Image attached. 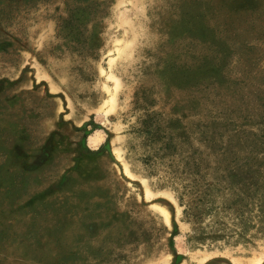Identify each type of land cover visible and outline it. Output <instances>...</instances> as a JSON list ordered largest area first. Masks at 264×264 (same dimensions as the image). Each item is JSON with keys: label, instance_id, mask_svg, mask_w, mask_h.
Listing matches in <instances>:
<instances>
[{"label": "rangeland", "instance_id": "1", "mask_svg": "<svg viewBox=\"0 0 264 264\" xmlns=\"http://www.w3.org/2000/svg\"><path fill=\"white\" fill-rule=\"evenodd\" d=\"M0 264H264V0H0Z\"/></svg>", "mask_w": 264, "mask_h": 264}]
</instances>
